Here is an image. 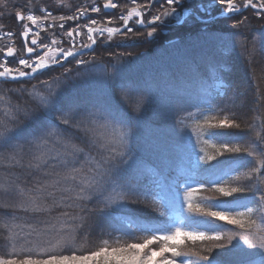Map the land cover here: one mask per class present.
Wrapping results in <instances>:
<instances>
[{"label": "snow or ice", "instance_id": "1", "mask_svg": "<svg viewBox=\"0 0 264 264\" xmlns=\"http://www.w3.org/2000/svg\"><path fill=\"white\" fill-rule=\"evenodd\" d=\"M131 3L133 7L118 17L120 26L113 27L107 26L113 19L98 21L90 14L119 8L114 0H104L102 7L95 2L81 5L73 14L58 17L53 12L62 6L33 8L31 0H16L9 8V0H0L4 9L0 18L14 17L23 27L18 34L20 48L14 46L17 33L0 28V37L9 40L0 48V85H21L7 89L18 102L0 112V199L4 201L0 203V243L23 239L29 245L22 252L0 257V264H264V233L252 230L257 220L264 225V133L253 136L251 126L241 128L248 116L243 103L228 109L211 102L205 106L194 90L181 86L182 80L196 77L197 57L202 55L198 46L168 41L177 53L178 73L166 75L160 82L123 79L126 58L131 56L128 52L107 54L111 71L94 54L84 58L94 52L98 41L110 44L119 36L120 45L130 47L138 40L167 35L189 21L198 26L206 41L235 47L240 43L238 34L245 44L259 42L264 52V25L253 28L250 18L243 15L251 10L254 18L264 20V0ZM220 18L234 20L224 30L227 35L209 30ZM81 20L88 22L81 24ZM69 22L75 27L65 31ZM136 26L146 31L137 36ZM57 29L67 38V48L64 39L56 38ZM49 30L52 38L44 43L41 32ZM69 58L74 61L72 67L40 79L53 67H64ZM95 67L106 70L96 74L91 70ZM90 79L99 80L104 87L71 96L65 93L75 81ZM33 80L36 83L30 88L24 87ZM161 83L168 107L185 129L191 114L180 116L186 111L184 105L192 104L202 117V124L198 122L193 129L196 148L184 145L175 135H155L139 142L143 129L156 127L144 117ZM255 104L264 107V94L257 96ZM225 111L229 115L223 118L205 114ZM232 130L240 134L230 136ZM209 144L214 154L208 153ZM237 159L242 162L232 167ZM152 187L159 189L163 201L161 210H151L154 222L126 214L129 209L147 206ZM21 214L30 222L26 237L11 235V226ZM206 221L218 227L208 230ZM229 225L234 227L228 229ZM225 230L233 235L222 244ZM93 234L125 242L109 246L104 240L95 251L78 255L77 242ZM33 235L40 251L31 246L29 237ZM42 236L48 240H41ZM53 238L55 244L45 248ZM208 241L218 243L204 249L205 254L183 250Z\"/></svg>", "mask_w": 264, "mask_h": 264}, {"label": "trees", "instance_id": "2", "mask_svg": "<svg viewBox=\"0 0 264 264\" xmlns=\"http://www.w3.org/2000/svg\"><path fill=\"white\" fill-rule=\"evenodd\" d=\"M117 1L120 7L116 9L115 13H107L106 16L115 15L114 17H117V13L126 12V10L129 9L128 5H130V0ZM24 2H26V0H20V3ZM138 2L139 4H142L145 3L146 0H138ZM14 3H16V0H9V8H11ZM31 5L33 8L36 6H48L51 10L53 8H61L62 6L60 11H54L53 13L71 15L73 12H75L76 7L83 5V3H80V0H43L39 2H37V0H31ZM2 11H4V9L0 8V12ZM219 11L220 8L215 9V12L218 13ZM36 13L40 15L39 12ZM243 15L250 18L253 28H259L261 25H264V20L254 18V13H252L251 10L244 12ZM231 21L234 22V20H225L224 18H220V20L215 25L211 26L209 30L215 31L217 33L224 32V30L228 29L233 23H231ZM115 24L120 25V21L117 18L115 20ZM19 25L20 24L15 20L14 17L4 15L3 18H0V28L2 29H17L19 28ZM197 27L198 26L192 25L191 21H189L188 24L183 27H173L167 35H157L151 40H138L133 46L130 47L121 46V38L119 36L115 37L110 44L101 43L98 41L94 48V52H88L84 58L87 59L90 55L94 54L100 63L106 65L107 70L111 71L112 61L108 58L107 54L114 51L128 52L131 53V56L126 58L124 71L122 73L123 79H135L141 83H143L145 80L160 82L166 75L171 76L173 74H177L178 69L176 61L175 63L171 62L163 64L162 59L157 57L156 54V56L153 54L154 48L168 44L169 40L166 41V37L170 35L176 39L184 38L183 40H189L190 37L197 36L195 32L193 34L190 31L191 29H195ZM145 31L146 29L139 26L134 28V34L137 36L144 33ZM224 34L227 35L226 32H224ZM253 35L258 36L259 34L257 32H253ZM236 38L240 40V43L235 47L217 43L214 45L209 41L207 45L209 48H206L205 42V44L198 43L199 47H197V50L201 52L202 55L197 57L198 69L196 77L194 79L187 78L182 80L181 86L194 90L199 100L203 102L205 106H207L208 102H211L213 104L218 103L220 107L228 109L233 105H241V103H243V105L246 106L248 110V116L245 118L246 122L242 123L241 128L247 129L249 126H251L254 129L251 135L255 136L257 134L264 133V115H262L264 114V107L255 104L257 96L264 94V52H261L259 42L253 46L251 43L245 44L243 38L238 34ZM201 41L206 40L201 38ZM69 61L70 62H66L64 64V67H53L48 72H46L45 76L40 77V79L58 76L64 71L65 67H72L74 65V61L72 59ZM137 62H139V64H136ZM79 70L81 72L85 71L83 68H80ZM91 70L96 74L102 75L106 69L103 67H95ZM217 79L226 80L229 82V86L231 85V90H228L229 88L227 89V95L220 96L215 94L216 92L212 88ZM35 83L36 81L33 80L30 84L24 85V87L30 88L31 84ZM19 87H21V85L15 83L0 85V112L7 110L10 105L18 102L16 95L14 93H9L7 89ZM101 87H104V85L96 79H90L86 82L75 81L65 89V93L68 96H71L83 90ZM34 91L37 93L39 92L38 89ZM184 107L186 111L182 112L180 116L184 117L188 116L189 113L191 114V116L185 120V124L187 125L186 129L183 125L178 123V118L175 116L174 110L168 107V95L165 88L163 87V83H161L154 96V102L151 106H149L144 117L145 121L148 122L150 126L155 125L156 127L143 129L139 138V142H147L155 135H159L161 137H171L175 135L176 138L181 140L184 145L196 148L195 132L193 129L196 128L198 122L202 124V117L197 112V108L192 104H186ZM205 114L211 115L213 118H223V115H229L227 111H225L223 114L216 112ZM108 132L111 133L112 130L109 129ZM239 134V130H232L229 135L234 136ZM227 138L228 137H225L224 139ZM206 147L210 155L214 154L211 144L207 145ZM241 162L242 161L240 159L233 161L232 167H237ZM177 163L179 164L180 162L178 161ZM213 164H215V162H213ZM0 172H2V169H0ZM156 191L159 192V189L152 187L145 203L157 193ZM3 202V199H0V203ZM162 204H155L152 206V209L155 208L156 210H161ZM249 206L253 207V205ZM140 207L129 209L126 214H132L134 218H139L144 220V222H154L151 221V214L143 217L139 215L140 213L138 212V208L140 209ZM21 216L22 218L20 220L13 222L11 226V235L26 237L30 231L28 226L30 222L24 218L22 214ZM252 219H256V217H252ZM57 227H59V225ZM205 227L208 230H215L218 226L211 221H206ZM233 227L234 226L229 225L228 229H232ZM256 227L258 229L257 231L264 232V225H261L259 220H257L256 225L252 226V228ZM2 228L3 221H0V235L3 234ZM136 235L139 238L143 237L142 233H136ZM232 235V231L225 230V238L219 243L227 244L228 237ZM29 239L32 240L31 246L36 251H40L41 248L36 247L37 241L35 235L29 237ZM40 239L47 241L48 237L42 236ZM104 240L109 241V246H119V244L125 242L123 239L117 241L115 237H109L107 235L99 236L98 234H93L88 239L81 238L77 242L75 245V248L78 249L77 254H84L89 250L95 251L98 247L103 246ZM214 243L217 244L218 242L214 241ZM54 244L55 239L53 238L51 244H45V248L51 247ZM28 247V243H26V241L23 239H19L14 244L0 243V257L7 258L8 256L12 255L14 251L19 253L26 250Z\"/></svg>", "mask_w": 264, "mask_h": 264}, {"label": "rangeland", "instance_id": "3", "mask_svg": "<svg viewBox=\"0 0 264 264\" xmlns=\"http://www.w3.org/2000/svg\"><path fill=\"white\" fill-rule=\"evenodd\" d=\"M39 1H43V0H37V2ZM78 1V0H77ZM104 1V0H103ZM92 2H96V0H80V3H83V5H86L88 3H92ZM114 2L118 3L117 0H114ZM237 3H239V0H236ZM60 3V2H59ZM63 3V2H62ZM78 3V2H77ZM119 4V3H118ZM130 5H128L129 9L130 10L133 5L131 3V0H130ZM137 4L139 5V2L137 0ZM79 6V5H78ZM116 12V11H115ZM92 14V13H91ZM115 16V15H114ZM117 17H113V20L115 21L116 18L118 19V13L116 15ZM233 21H231L232 23ZM71 22H69L68 24H70ZM72 28L75 27V24L74 22H72ZM71 26V25H70ZM69 26V27H70ZM113 26V25H111ZM114 27V26H113ZM198 28V27H197ZM197 28L195 29H191L190 31L194 34V32L196 33L197 36H192L189 38V40H183L184 38H179V39H176L175 37H173L172 35L166 37V41L167 40H175L177 42V46L179 45H186V44H196L198 45L199 47V44L198 43H202V44H205L206 43V48H209L208 45V42L209 41H201V35L198 33L199 32V28L197 30ZM169 33V32H168ZM195 39V41H194ZM8 39L7 38H0V48H3L5 47L8 43L7 41ZM178 40V41H177ZM205 42V43H204ZM215 45V43H212ZM157 52V53H156ZM152 54V53H151ZM153 54L157 55V57L161 58L162 59V62L163 64L164 63H175L176 61V57H177V53L175 51V48L173 45H170L169 43L164 45V46H157L154 48V51H153ZM155 55V56H156ZM136 64H139V62H137ZM229 88V82L226 81V80H222V79H217L216 82L214 83V86L212 89H214V91L216 92L215 94H218V95H224L225 91ZM157 192V191H156ZM159 192H157L156 194H154V196L152 198H150V200L148 202H146L145 204L147 205L146 207L144 206H141L140 209L138 208V212L140 213L139 215L140 216H146L148 214H151V210L152 209V206H154L155 204H162L163 201L160 199L159 195H158ZM155 209V208H154ZM253 230V233H264V232H259L257 231V227L256 228H252ZM262 231V230H261ZM215 245L214 241H208L206 243H197L194 247L192 245H189L187 248H184L183 250L184 251H188L189 249H191L192 251H197V252H201L202 254H205L203 252L204 249H207V248H210V247H213Z\"/></svg>", "mask_w": 264, "mask_h": 264}, {"label": "flooded vegetation", "instance_id": "4", "mask_svg": "<svg viewBox=\"0 0 264 264\" xmlns=\"http://www.w3.org/2000/svg\"><path fill=\"white\" fill-rule=\"evenodd\" d=\"M103 0H97L95 3H97V4H99L101 7H102V5H103ZM51 10V9H50ZM115 11H116V9H114V10H110V11H105V10H103L102 9V12H101V14H96V13H92V14H90V18L91 19H97L98 21H107L108 19H113V17L114 16H106V14L107 13H115ZM36 15H38L37 13H35ZM55 16H60L61 14H55V13H53ZM121 14H126V12H120V13H118V17L121 15ZM39 16V15H38ZM88 21L87 20H81V21H79V23H81V24H84V23H87ZM75 24V23H74ZM71 25V26H70ZM72 22L70 23V24H67L66 25V28H65V31L68 29V28H72ZM114 27H119L120 25H117V24H115V21H114V23L112 24ZM70 26V27H69ZM107 26H111V25H107ZM13 31V32H15V33H17V35L13 38L14 40H15V44H14V46L15 47H17V48H20L21 47V45H22V41H21V39H20V37H19V32H21V31H23V27H22V25L20 24L19 25V28H17V29H8V30H5V29H3V31ZM170 32V31H169ZM52 35H53V33H52V31L51 30H49L47 33H45V32H41V37H40V39L42 40V42H44V43H49L50 42V39L52 38ZM0 38H4V37H0ZM56 38H58V39H64L65 40V43H64V47L65 48H67L68 46H69V43H68V41H67V38L66 37H61V35H60V30L59 29H57L56 30ZM8 42L7 43H9V40H7ZM84 42H87L86 40L84 41ZM96 46V45H95ZM95 46H94V48H95ZM71 58H69V60H70ZM66 63V62H65Z\"/></svg>", "mask_w": 264, "mask_h": 264}, {"label": "water", "instance_id": "5", "mask_svg": "<svg viewBox=\"0 0 264 264\" xmlns=\"http://www.w3.org/2000/svg\"><path fill=\"white\" fill-rule=\"evenodd\" d=\"M105 11H110V10H105Z\"/></svg>", "mask_w": 264, "mask_h": 264}]
</instances>
